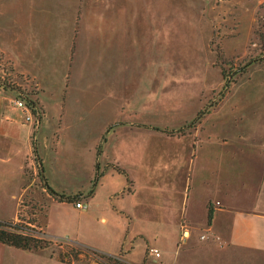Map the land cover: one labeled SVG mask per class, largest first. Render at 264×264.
Returning <instances> with one entry per match:
<instances>
[{
	"label": "crops",
	"instance_id": "0c3cea01",
	"mask_svg": "<svg viewBox=\"0 0 264 264\" xmlns=\"http://www.w3.org/2000/svg\"><path fill=\"white\" fill-rule=\"evenodd\" d=\"M58 1L0 0V77L6 68L23 89L30 78L42 109L27 122L14 106L20 94L0 87V221H17L27 199L42 209L43 234L62 248H91L125 264H264V81L243 100L219 104L215 118L190 131L187 148L159 154L166 165L156 167L151 146L162 136L153 123L112 128L103 99L74 96L69 79L85 72L77 52L69 65L76 22L59 19ZM112 60L121 63L122 54ZM37 155L42 180L30 177ZM49 188L76 199L59 201ZM0 264L99 263H63L54 249L0 243Z\"/></svg>",
	"mask_w": 264,
	"mask_h": 264
},
{
	"label": "rangeland",
	"instance_id": "374dc122",
	"mask_svg": "<svg viewBox=\"0 0 264 264\" xmlns=\"http://www.w3.org/2000/svg\"><path fill=\"white\" fill-rule=\"evenodd\" d=\"M62 6L59 19L76 22L69 65L79 55V66L85 72L80 80L69 79V87L76 90L74 96L94 104L103 99L112 128H121L117 123L125 121L143 122L140 127L153 123L150 127L162 136L151 146L156 167L166 165V158L159 159V154L187 148L190 131L195 132L205 119L215 118L223 101L227 106L263 87L264 0H62ZM78 35L84 41L75 51ZM116 54H122L120 64L112 60ZM102 58L107 64L112 61L113 67L101 64ZM224 63H233L234 70L249 66L227 93L222 68L230 72L232 66ZM106 69L109 74L99 72ZM3 75L1 79L19 87L12 77ZM25 82L29 89L19 88L35 93L33 81L26 78ZM63 82L66 87L68 81ZM105 89L111 92L105 94ZM36 166L37 175L30 173L32 180L38 177ZM21 205L17 222L36 217L35 228L42 232L40 206L27 199ZM49 241L52 244L47 249L56 253L77 248H62L61 242Z\"/></svg>",
	"mask_w": 264,
	"mask_h": 264
},
{
	"label": "trees",
	"instance_id": "16d2710c",
	"mask_svg": "<svg viewBox=\"0 0 264 264\" xmlns=\"http://www.w3.org/2000/svg\"><path fill=\"white\" fill-rule=\"evenodd\" d=\"M218 56H219V61L223 62L224 58L222 57V53H220ZM224 64H228L232 66V68L234 67L233 63H224ZM232 68H230V72L229 70L227 71V69L222 68L223 77L225 78L226 81L225 93L229 92L230 88L232 87V84L236 83L237 79L241 78L247 72L246 66L236 67L235 70L234 68L233 69ZM2 70L3 73L7 72L6 68H3ZM0 87L6 90L17 91L20 94V98L27 102L28 107L32 110L34 116H37V118L39 119L41 118L42 109L40 108L39 103L32 99V97H34V94L27 93L26 90H22L16 85H13L7 82L5 79H1V78H0ZM225 93L221 94V98H223ZM215 107H216V103L212 105L213 109ZM205 114L208 115L210 114V112H206ZM200 116L203 117L204 115L202 116V114H200ZM38 159L39 158L37 155L36 156L37 165H39ZM42 169L43 168H41V166H38V177L40 179L43 178ZM116 170L118 172L124 173V171H122L120 168H116ZM49 191H51V193L55 197H57L59 201H63V200L70 201L72 199H76V197L72 198V197H66L64 194H58L51 188H49ZM36 219H37L36 217L35 218L33 217L27 223H19L17 221H7V222L0 221V243L23 251H40L47 249L52 244V242L46 238L45 234H43L42 232L38 231L35 228L37 223ZM212 219H213V211L211 209L209 213V221H211ZM84 258H89V260H96L99 264H125L118 257L108 256L91 248H82V247L70 248L64 252L60 251L58 253V259L63 263L83 261Z\"/></svg>",
	"mask_w": 264,
	"mask_h": 264
},
{
	"label": "built area",
	"instance_id": "2783aa9c",
	"mask_svg": "<svg viewBox=\"0 0 264 264\" xmlns=\"http://www.w3.org/2000/svg\"><path fill=\"white\" fill-rule=\"evenodd\" d=\"M14 106L18 109H22L23 111L26 112V121L27 122H34L35 121V116L32 112V110L28 107V104L25 100L21 99V98H17L14 101ZM31 173L33 175H37V166H36V162H33V167L31 168ZM76 207L78 209H85L86 205L83 202H77L76 203ZM204 238V237H203ZM152 253H158V250H152Z\"/></svg>",
	"mask_w": 264,
	"mask_h": 264
}]
</instances>
